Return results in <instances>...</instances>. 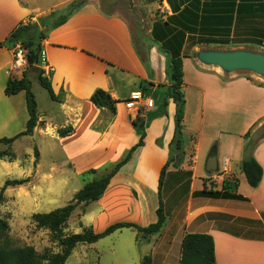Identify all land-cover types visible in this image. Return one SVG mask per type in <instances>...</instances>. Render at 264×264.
Returning a JSON list of instances; mask_svg holds the SVG:
<instances>
[{
    "label": "crops",
    "instance_id": "1",
    "mask_svg": "<svg viewBox=\"0 0 264 264\" xmlns=\"http://www.w3.org/2000/svg\"><path fill=\"white\" fill-rule=\"evenodd\" d=\"M73 1L0 0V139L24 132L29 120L25 92L14 95L5 92L13 78L10 69L14 49L3 43L20 24L62 11L58 7H67ZM134 3L151 22L147 37L142 38L144 46L146 40L150 43L149 68L141 60L128 21L115 12L103 10L97 2H86L66 23L52 29L43 42L52 69L48 77L56 98L50 97L54 112L49 117L47 112H39L37 102L39 122L30 137L43 134L62 144L72 142L66 148L67 160L80 176L118 162L139 142L140 136L130 120L137 113L130 115L126 102L138 92L144 98H152L154 108L143 112L146 120L153 116L148 120L145 145L112 178L102 198L93 202L97 210L91 211L90 203L83 218L88 219L96 233L119 222L142 227L155 223L159 204L154 198L159 196L161 169L170 157L176 113L175 104L167 97L170 85L167 53L161 48L164 42L157 39L164 40L165 32H171L170 36L176 35L182 43L185 158L181 168H169L163 186L169 188L172 198L187 185V213L182 216V202L162 200L167 223L159 234L144 237L133 228H124L98 242L122 235L124 230H135L138 233L134 234V243L138 245L143 237L150 249L137 252L134 258L128 256L127 262L133 259L136 264H143V259L149 257L151 264H179L184 236L204 233L214 238L217 264H264V140L251 152L246 150L249 140L245 138L264 119V84L235 74L226 75L224 70L194 56L209 45L203 42L208 39H227L230 47H241L249 38L261 43L264 0H134ZM160 23L166 25L163 32L155 28ZM97 89L108 91L119 101L115 115L90 101ZM164 104L167 115L156 114ZM64 128H71L72 133L60 137L58 131ZM24 137L17 138L11 147ZM211 153L217 157L218 169L214 173L206 170L205 177L197 173V165L200 157L205 156L206 166ZM250 155L263 168L257 188L250 187L241 171V162ZM16 159L0 161L6 168L10 167L8 164L17 168ZM130 168L133 170L120 179L124 170ZM226 179L238 182L237 191H229L228 197L200 195L205 183L208 189L222 192ZM102 256L98 264L123 261V256L115 253L105 262Z\"/></svg>",
    "mask_w": 264,
    "mask_h": 264
},
{
    "label": "trees",
    "instance_id": "2",
    "mask_svg": "<svg viewBox=\"0 0 264 264\" xmlns=\"http://www.w3.org/2000/svg\"><path fill=\"white\" fill-rule=\"evenodd\" d=\"M87 0H75L71 2L62 11H52L51 13L39 17L37 21H30L25 24H20L6 39L4 45L14 49L20 45L26 50L27 65L23 72L22 78H12L8 81L6 86V94L14 95L21 91L26 94L27 108L29 112V120L27 122L26 130L15 137L0 139V144H5L11 147L12 143L21 136H32L36 127L38 126L39 117L37 112V101L35 95L31 91V81L28 77V71L38 69L39 74L37 80L48 91L51 98L55 99V95L51 86L49 77L45 75V70L41 66V54L43 51V42L46 40L49 32L68 21L70 16L85 5ZM165 24L156 25V29ZM171 33V32H170ZM165 32V39L158 38L160 42H164L161 46L162 50L167 53L168 64L166 73L169 77L170 85L168 86L167 97L172 99L176 106L175 113V133L174 138L170 144V157L166 164L162 167L159 177V208L157 209V221L146 227L139 226L135 223L119 222L109 226L105 231L96 233L92 227H87L84 232L78 234H71L65 236L64 229L67 227L68 221L78 206L84 204L97 202L102 198L106 189L110 185L112 178L126 165L132 158L133 154L145 145L146 128L148 120L151 118L143 117L142 110L138 111L134 118H130L133 126L137 130L140 140L133 146L125 156L118 162L111 164L104 168L100 176H97V169H91L85 174L94 175L93 180L84 184V186L75 194L74 199L65 207L55 209L48 213H36L33 219L39 228L48 229L54 240L60 244V251L51 252L49 249L44 253H38L33 246H8L6 243L7 236V223L0 218V264H66L74 249L79 244H94L100 239L111 235L112 233L124 229L133 228L139 232L141 236H151L159 234L167 223V217L164 211V205L161 198V190L165 181V177L170 167L179 168L184 162L185 156V140H184V116L186 107V98L182 90L183 86V56L181 53L182 43L178 40L176 35ZM205 40V39H204ZM182 42V41H181ZM207 44H224L229 45L228 41L223 39H208L203 41ZM264 38H261V43ZM197 56V54H194ZM141 60L149 68L148 52L146 55L140 54ZM90 101L97 108H105L110 111L112 115L117 113V101L112 95L103 89H97L90 98ZM162 108V110H161ZM159 108L156 114L167 115L166 105L164 104ZM155 114V115H156ZM260 121V123H262ZM259 124V123H258ZM257 124V125H258ZM256 125V126H257ZM262 139L264 140V124L261 126ZM72 133L71 128H64L58 131L60 137H66ZM252 131L250 130L245 138L250 140ZM255 146L251 145V141L246 145L247 151H253ZM15 158L14 153L0 152V159ZM241 171L245 175L246 180L250 187L257 188L263 178V168L257 159L250 155L241 162ZM29 182L28 179H15L7 180L0 190V200L2 199L3 192L8 187H18ZM237 180H224L222 183V192L213 191L208 189L206 183L204 184L203 191L200 193L202 196H223L228 197L229 191H237ZM143 264H151L149 257L143 259ZM179 264H217L215 255L214 238L210 234L204 233H189L186 234L181 244V258Z\"/></svg>",
    "mask_w": 264,
    "mask_h": 264
},
{
    "label": "rangeland",
    "instance_id": "3",
    "mask_svg": "<svg viewBox=\"0 0 264 264\" xmlns=\"http://www.w3.org/2000/svg\"><path fill=\"white\" fill-rule=\"evenodd\" d=\"M50 1L56 2L58 0ZM89 1L97 2L103 10L115 12L125 18L132 27L134 40L139 48L140 54L146 55L148 50L147 46L150 43L146 40L145 43H147V45L144 46L142 44V38L147 37L151 22L147 21L145 16H142L140 7L138 5L135 6L134 0L132 4H130L128 0H87V2ZM64 7H66V5ZM64 7L62 5L58 8L63 10ZM142 18H145V22L142 21ZM223 40L228 41L227 39ZM247 40L248 43L241 47H230L224 44H217L218 46L216 44H209L203 47L198 52L197 56L199 57L201 52L210 51L225 53L242 51L264 56V43H260L256 38H249ZM228 43L230 42L228 41ZM212 66L222 69L217 65ZM224 71L226 75L235 74L240 77H247L259 84H264V75L252 70L239 69ZM38 74V69L28 71V77L31 81V91L40 105L39 112H47V116L49 117V115L54 112L50 106L51 98L48 91L37 80ZM148 90L151 89L148 88ZM141 110L143 113L145 108L142 107ZM263 124L264 121L256 127V131L250 136L249 141H251L253 147L263 140L261 132V126ZM72 144V142L62 144V142L52 140L50 137L44 136L43 134H36L34 137L26 136L19 139L12 147L3 144L0 145V152L6 151L15 154L18 165L17 168H12L11 166L13 164H8L10 167L6 168L4 167L5 164H2L0 161V190L7 180L29 178V182L22 186L8 187L3 192L2 199L0 200V218L4 220L8 226L6 236V243L8 246H33L38 253H44L47 249L51 252L60 251L59 242L53 239L48 229L37 227L33 215L36 213H48L55 209L65 207L74 199L75 194L85 183L93 180L94 175L84 173L79 176L73 167L69 166L66 148L71 147ZM0 160H10L11 162L14 159L6 157ZM52 167H54V170ZM104 168L106 167L97 169L98 173L96 175L100 176L105 172L106 169L104 170ZM128 170L132 171L133 169L124 170L120 179H124L123 177L129 174ZM197 173L205 177L208 176L205 166V156L200 157L198 161ZM212 184H214V182H212ZM198 185L199 181L197 182V186ZM172 186L174 187L175 185L172 183ZM168 192L169 188H166V185H164L161 191L162 200L174 204L182 202V216H185L189 201L187 185H183L179 189V192L176 195L174 194L172 198H169ZM155 199L158 200L159 204V196H156L154 200ZM149 200L150 203H152V199L150 198ZM90 206V210L93 212L98 208V206L93 203ZM85 208L86 205L82 204L74 211L68 221L67 227L64 229L63 234L65 236L82 233L87 227H90L87 223L88 219L83 218ZM200 230L204 229L202 228ZM122 233V235L117 234V236L106 238L96 244H79L72 252L66 264H86V262L89 264H98L100 255H103L102 257L105 262V260L107 261L110 259L114 253L123 256V258H121L123 260L122 264H136L133 259H129L127 262V257L134 258L139 251H149V242L143 237H140L138 245L135 244L136 237H134V234L137 235L138 233L135 230H124ZM147 255H149V253Z\"/></svg>",
    "mask_w": 264,
    "mask_h": 264
},
{
    "label": "water",
    "instance_id": "4",
    "mask_svg": "<svg viewBox=\"0 0 264 264\" xmlns=\"http://www.w3.org/2000/svg\"><path fill=\"white\" fill-rule=\"evenodd\" d=\"M199 60L205 64L220 66L227 71L247 69L264 75V56L250 52H201ZM218 169L217 157L211 153L207 160L206 170L214 173Z\"/></svg>",
    "mask_w": 264,
    "mask_h": 264
},
{
    "label": "built area",
    "instance_id": "5",
    "mask_svg": "<svg viewBox=\"0 0 264 264\" xmlns=\"http://www.w3.org/2000/svg\"><path fill=\"white\" fill-rule=\"evenodd\" d=\"M26 50L17 45L14 48V59L10 69V74L13 78H17L23 75L25 67L27 65ZM41 66L45 70V75L48 77L52 72V69L49 67L46 59V53L43 50L41 54ZM141 101V103L139 102ZM126 106L131 111V115L136 114L141 110L142 107L145 109L154 108V100L152 98H144L141 92L133 93L132 98L126 102Z\"/></svg>",
    "mask_w": 264,
    "mask_h": 264
}]
</instances>
